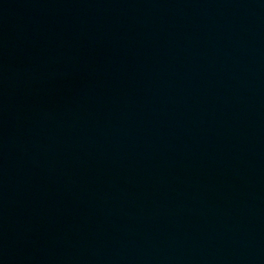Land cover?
<instances>
[{
	"label": "water",
	"instance_id": "water-1",
	"mask_svg": "<svg viewBox=\"0 0 264 264\" xmlns=\"http://www.w3.org/2000/svg\"><path fill=\"white\" fill-rule=\"evenodd\" d=\"M0 264H264V0H0Z\"/></svg>",
	"mask_w": 264,
	"mask_h": 264
}]
</instances>
